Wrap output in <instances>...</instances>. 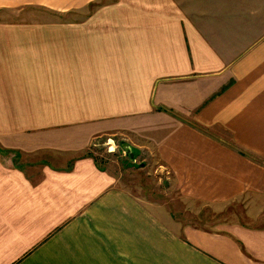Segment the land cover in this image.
<instances>
[{
    "label": "crops",
    "instance_id": "1",
    "mask_svg": "<svg viewBox=\"0 0 264 264\" xmlns=\"http://www.w3.org/2000/svg\"><path fill=\"white\" fill-rule=\"evenodd\" d=\"M102 136L253 224L173 219ZM0 264H264V0H0Z\"/></svg>",
    "mask_w": 264,
    "mask_h": 264
},
{
    "label": "rangeland",
    "instance_id": "2",
    "mask_svg": "<svg viewBox=\"0 0 264 264\" xmlns=\"http://www.w3.org/2000/svg\"><path fill=\"white\" fill-rule=\"evenodd\" d=\"M28 14H23L20 19H30V15ZM39 17L41 21L47 19V15L44 14H41ZM109 138L113 140L114 146H109V144H112L108 140ZM91 144L92 142L89 145V154L94 157L99 166L114 171L116 176L119 175L122 182L130 184L133 182L136 186H140L152 201H163L164 204L168 205L173 219L180 220L186 226L193 225L200 228L219 230L227 224L234 222L253 224L251 223V218L246 216L250 214V209L245 207L241 201H235L226 206L215 207L183 206L185 204L184 201L170 189L169 176L166 171H154L156 174L152 172L153 176H148L143 169L141 170L148 162L144 161L140 156L136 157V149L134 147H132L134 159L131 161L124 150L123 145H126V142L119 141L111 136H102L93 139V144ZM109 147H113L114 151L109 152ZM144 185L149 186L145 188L143 187ZM136 192L137 194L141 193L139 188H137ZM149 192L151 193L150 195L148 194Z\"/></svg>",
    "mask_w": 264,
    "mask_h": 264
},
{
    "label": "built area",
    "instance_id": "3",
    "mask_svg": "<svg viewBox=\"0 0 264 264\" xmlns=\"http://www.w3.org/2000/svg\"><path fill=\"white\" fill-rule=\"evenodd\" d=\"M109 141H110V143H112V144H109V146H114L115 144H114V142H113V140L112 139H108ZM108 146V145H107ZM116 148V147H115ZM109 152H113L114 151V148L113 147H109V150H108Z\"/></svg>",
    "mask_w": 264,
    "mask_h": 264
},
{
    "label": "water",
    "instance_id": "4",
    "mask_svg": "<svg viewBox=\"0 0 264 264\" xmlns=\"http://www.w3.org/2000/svg\"><path fill=\"white\" fill-rule=\"evenodd\" d=\"M124 150H125V152H126L127 154H130V153H131V151H130V149L127 147V145H124Z\"/></svg>",
    "mask_w": 264,
    "mask_h": 264
},
{
    "label": "trees",
    "instance_id": "5",
    "mask_svg": "<svg viewBox=\"0 0 264 264\" xmlns=\"http://www.w3.org/2000/svg\"><path fill=\"white\" fill-rule=\"evenodd\" d=\"M124 146V145H123ZM132 154L134 155V153L132 152ZM90 155V154H89ZM94 158V157H93ZM95 160V159H94ZM95 162H96V160H95ZM97 163V162H96Z\"/></svg>",
    "mask_w": 264,
    "mask_h": 264
}]
</instances>
